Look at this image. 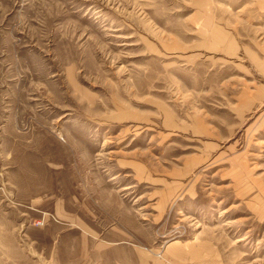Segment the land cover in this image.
Segmentation results:
<instances>
[{
	"label": "rangeland",
	"instance_id": "obj_1",
	"mask_svg": "<svg viewBox=\"0 0 264 264\" xmlns=\"http://www.w3.org/2000/svg\"><path fill=\"white\" fill-rule=\"evenodd\" d=\"M0 264H264V0H0Z\"/></svg>",
	"mask_w": 264,
	"mask_h": 264
},
{
	"label": "built area",
	"instance_id": "obj_2",
	"mask_svg": "<svg viewBox=\"0 0 264 264\" xmlns=\"http://www.w3.org/2000/svg\"><path fill=\"white\" fill-rule=\"evenodd\" d=\"M42 221H43V218L37 220V222H39V223H41Z\"/></svg>",
	"mask_w": 264,
	"mask_h": 264
}]
</instances>
